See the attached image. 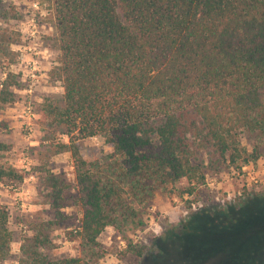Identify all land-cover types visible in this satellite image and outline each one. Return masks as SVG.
<instances>
[{
  "label": "trees",
  "instance_id": "1",
  "mask_svg": "<svg viewBox=\"0 0 264 264\" xmlns=\"http://www.w3.org/2000/svg\"><path fill=\"white\" fill-rule=\"evenodd\" d=\"M45 1L57 48L49 76L62 96L42 110L46 125L68 137L53 146L71 152L75 193L61 172L46 170L38 193L55 218L33 224L18 264H99L106 251L98 236L108 226L121 235L141 229L156 193L192 194L207 173L263 158L264 0ZM14 42L0 30V44ZM16 83L8 73L0 103L13 99ZM90 138L97 143L85 158L81 142ZM22 178L0 162V181ZM68 205L81 210L80 255L51 258L50 232L69 219ZM225 210L194 228L197 238L172 242L156 264L185 255H195L191 264H264V197ZM8 218L0 204V264L12 241ZM185 241L193 250L179 247Z\"/></svg>",
  "mask_w": 264,
  "mask_h": 264
},
{
  "label": "rangeland",
  "instance_id": "2",
  "mask_svg": "<svg viewBox=\"0 0 264 264\" xmlns=\"http://www.w3.org/2000/svg\"><path fill=\"white\" fill-rule=\"evenodd\" d=\"M32 18L36 27L34 36L30 34ZM0 30L15 39L8 47L0 44V84L8 73L14 74L17 82L10 88L13 99L0 103V142L5 145L0 151V162L12 165L23 177L21 181H0V204L8 209L7 226L12 234L10 252L2 264H18L20 244L32 234L33 224L55 218V211L43 203L38 193L42 176L47 169L61 172L70 184V193H75V175L71 152L55 153L53 146L57 140L68 142V137L46 125L42 110L44 102L59 103L62 96L60 83L49 76L57 55L51 10L45 0H0ZM27 104H31L34 113L30 118L25 113ZM48 132L54 133L53 139L47 138ZM96 143L95 138L81 142L85 158ZM251 196L264 197V156L239 170L207 173L205 182L192 194L156 193L141 229L121 235L108 226L98 236L106 251L99 264L162 263L172 242L190 233L197 235L193 234L194 228H200L207 216L212 215L213 219L225 216L226 204H240ZM61 211L69 219L50 232L51 246L45 253L51 258L79 256L80 238L76 229L81 210L77 205H68ZM186 223L187 228H182ZM206 241L200 245L202 248L208 245ZM179 247L190 251L195 246L186 243ZM184 258L177 264H191L195 255Z\"/></svg>",
  "mask_w": 264,
  "mask_h": 264
},
{
  "label": "built area",
  "instance_id": "3",
  "mask_svg": "<svg viewBox=\"0 0 264 264\" xmlns=\"http://www.w3.org/2000/svg\"><path fill=\"white\" fill-rule=\"evenodd\" d=\"M31 21H32V29H31V31H30V34H31V36H34V34H35V21H34V19L32 18L31 19ZM25 113L27 114V116L30 118V117H32L33 116V111H32V107H31V104H27V105H25ZM27 123H28V125H29V121H27Z\"/></svg>",
  "mask_w": 264,
  "mask_h": 264
}]
</instances>
